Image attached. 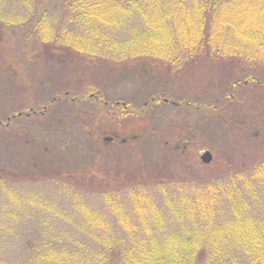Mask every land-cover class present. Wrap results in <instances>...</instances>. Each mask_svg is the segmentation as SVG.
<instances>
[{"label": "trees", "instance_id": "16d2710c", "mask_svg": "<svg viewBox=\"0 0 264 264\" xmlns=\"http://www.w3.org/2000/svg\"><path fill=\"white\" fill-rule=\"evenodd\" d=\"M3 1L8 3H3L0 0L1 7L2 5H15L12 6V9L20 10V13L6 12V16L0 15V22L3 25L1 40L5 38L7 26L11 25L13 28L26 26V34L40 39L42 42L51 43L50 45H54L53 48H56V51L58 49L67 50L87 55L89 58L93 57L92 59L103 58L127 64L131 61L138 63L142 58L148 57L154 62L169 65L174 70L181 68L188 70L193 65L201 64V61L215 57L219 59L226 57L235 62L237 60V68H247L245 67L246 63H251L252 67L254 65L264 66V61L257 59L261 55L260 48L264 49V0ZM3 12L0 11V13ZM248 14L253 15V19H248ZM49 22L53 23L55 28L51 27L52 24ZM123 32L125 33L124 37ZM153 40H162L167 46L164 49L155 50L152 45ZM62 52L67 53L66 51ZM15 61L18 62L17 59ZM258 61L262 63L259 64ZM4 63L6 64L5 61ZM14 66V63L10 65V67ZM5 68V66L2 67V64L0 65L1 74L10 72ZM122 73L130 76L132 72H120V74ZM42 75L48 80L51 78V76H46V71ZM8 78L10 80H5L3 86L11 88L9 91L13 90L19 93L20 80L18 78L21 77L16 74ZM254 79V77L247 76L243 82L240 78H233L225 96L217 98L213 103L201 101L200 104L187 98L173 100L169 93H156L143 103L148 106L146 111L143 110L148 112L160 103H170L178 109L190 108L204 114H211L222 120L229 129L235 128L243 132L252 124L250 120L243 121L241 125L239 123L232 126L224 112L236 106L242 108L253 106L248 100L241 102L242 99L236 98V95H238V90L242 89L243 83H250ZM256 82L264 85V78ZM186 93L189 96L193 95L190 89H187ZM105 94L106 92L102 89L96 91L95 86H89L80 93L71 94L66 91L49 97L39 105L27 96L21 105H18L19 108L5 111L6 122L0 120V128L8 133L13 123H21L27 119L42 121L43 116L47 115L52 107H55L54 104L63 100H68L69 105H72L79 117L85 106L96 107L99 114L106 113L110 119L123 120L137 112V109H133L131 102L115 100ZM14 100L16 99L11 98L3 108L10 107L11 105H7V103ZM129 107L132 110H129ZM60 117L61 115L58 118ZM79 117L78 120L82 124V128H80L90 135L89 132L92 133V130L94 131L97 126L92 122L89 124L85 118ZM20 118L26 119L18 122L17 119ZM121 124L115 122L107 128H102V134L97 127L94 133L95 140L97 139V142L105 146L115 142L117 143L116 147L113 146L115 148L127 144L131 139L121 137L120 129H125ZM255 124L258 125V123ZM17 127L15 129L18 132ZM117 127L120 129L117 130ZM111 132L118 135L114 142L103 141V135L111 134ZM190 141L184 142L186 147L181 149L182 153L187 152L186 149L192 143ZM39 146L41 145L39 144ZM49 147L46 149V154L50 157L49 162L42 166V170L49 173H44L41 176L51 177L56 183H59L66 179L61 176V171L67 167L65 165L68 161L65 158L67 151L64 144L60 143L59 145L55 141ZM178 149L179 146L176 147V151ZM81 153L85 155L83 150ZM33 158L36 161L39 160ZM34 160L30 161L40 167L41 163L38 164ZM234 162H236V167L228 168L226 173H221V176L219 175L212 181L178 187L177 197L179 200L190 205L189 209L198 214L194 220L193 217L185 219L186 223L195 227L194 230L181 229L183 233L179 236L172 230L169 232L164 230V224L176 223L164 213L170 208L166 209L167 207L163 203L168 205L171 203L170 200L148 193L145 191L146 189H143L134 191L133 199H142V204L150 205L153 212L146 214L145 226L162 225L157 232L146 233L150 230L148 227L145 228L144 233L140 234L137 228L143 229V226L138 217L136 225L132 221L130 223L135 226V229L125 228L120 224L123 222L119 220L121 214L114 216L111 212L108 214L109 219H102L103 223L99 218L97 219L96 222L104 226H96V230L90 229L91 227L86 226L87 223L84 221L77 222L80 225L74 226V228L83 233L79 234L77 238L62 237L56 231L49 234L52 230L41 231L38 234L39 240L34 234L33 237L26 234L21 240L23 244L20 248L22 256L17 261L0 260V264H264V158L256 164L243 158L235 159ZM15 168L13 171L2 169L0 171V176L4 177L2 179L12 181L13 184H19V182L23 184L28 181L31 182L28 184H32L39 179L40 173H35L34 167H29L30 170L24 174H20L19 168ZM68 179L72 178L68 177ZM2 187L9 195L8 200L16 202L11 214L13 216L18 214L16 217L23 222L22 227L25 229H28L27 219H31L33 222L32 217L28 215L33 209L45 208L46 211L54 215L63 211L59 209L58 205L44 200L43 195H36V190L24 191L26 194L22 197L18 188L10 187L7 184H3ZM105 197L106 200H109L110 208L121 202L117 197L107 195ZM18 198L21 199V202L24 200L25 210L16 205ZM71 205H74L75 214L83 206H79L77 203ZM223 209L225 210L222 211ZM238 211L245 212V214L239 215ZM207 212L209 216H205ZM158 218L161 219V222L158 221ZM108 220L112 223L113 228L104 224ZM132 220H136V218ZM35 222L31 225L38 228L41 225L45 226L37 219ZM90 222L88 220V223ZM116 230L123 232L118 234ZM66 240L73 242L68 243Z\"/></svg>", "mask_w": 264, "mask_h": 264}, {"label": "rangeland", "instance_id": "374dc122", "mask_svg": "<svg viewBox=\"0 0 264 264\" xmlns=\"http://www.w3.org/2000/svg\"><path fill=\"white\" fill-rule=\"evenodd\" d=\"M2 2L8 3L3 0ZM12 6L15 5L0 6L2 8L0 11H4L0 15L6 16V12L20 13V10L12 9ZM253 17L248 14V19ZM49 23L55 28L53 23ZM26 29V26L13 28L9 25L5 28V38L0 39V65L2 64V67L5 66V69L10 71L1 74L0 69V120L6 122L5 111L19 108L18 105H21L27 96L39 105L49 97L66 91L71 94L80 93L89 86H95L96 91L102 89L106 92V96L115 100L131 102L133 109H137V112L123 120L110 119L106 113L99 114L96 107L85 106L79 117L72 105H69L68 100H63L55 103V107L43 116L42 121L27 119L21 122L26 118H20L17 121L21 123H13L8 130L10 132L6 133L7 131L0 128V171L2 169L13 171L16 167L15 169L19 168L20 174H24L30 170L29 167H34L35 173H40L39 179L32 184H28L31 183L30 181L13 184L12 181L2 179L4 177L0 176L2 179L0 180V260L17 261L22 256L21 240L26 234L31 237L34 234L39 240L38 234L41 231L52 230L49 234L56 231L62 237L77 238L79 234H83L74 228L80 225L77 222L84 221L87 223L86 226L96 230V226H104L96 222L97 219L99 218L103 223L102 219H109L108 214L111 212L114 216L121 214L119 220L123 222L120 224L125 228L135 229V226L130 224L131 221L136 225L140 220L144 229L137 228L140 234L144 233L145 228L148 227L150 230L146 233L157 232L162 225L145 226L146 214L153 212L150 205L142 204V199H133L132 193L143 189L170 200L171 203L168 205L163 203L166 209L170 208L164 213L176 223L164 224L163 227L164 230L168 232L172 230L179 236L183 233L182 230L195 229L194 226L189 225L190 223H186L185 219L193 217L194 220L198 214L189 209L190 205L179 200L178 187L212 181L228 168L236 167L235 159L243 158L256 164L264 158V85L256 82L264 78V66L252 67L251 63H246L247 68H237V60L231 61L226 57L201 61V64L193 65L188 70L184 68L174 70L171 66L154 62L148 57L142 58L138 63L131 61L122 64L119 61L103 58L92 59L93 57L89 58L87 55L67 50H62L66 51V54L60 49L56 51V48H53L55 46L50 45L51 43L42 42L26 34ZM2 30L3 25L0 22L1 37ZM124 34L123 32V37ZM152 45L155 50L164 49L167 46L162 40H153ZM259 53L261 55L257 59L264 61V49L260 48ZM16 59L18 62L15 61ZM261 61L258 63L261 64ZM12 63L14 67H10ZM44 71L46 76H51L50 80L43 77ZM120 72L132 73L126 76ZM16 74L21 77L18 78L19 93L9 91L11 88L3 86L5 80H10L9 76ZM247 76L255 79L250 83H243L236 98L242 99L241 102L248 100L253 106L243 108L236 106L224 112L232 126L239 123L241 125L243 121L250 120L252 124L243 132L235 128L229 129L222 120L211 114H204L190 108L178 109L170 103H160L145 112L148 106L143 103L156 93H169L173 100L187 98L198 103L201 101L213 103L217 98L225 96L233 78H240L244 82ZM187 89H190L193 95L189 96L186 93ZM11 98L16 100L7 103L11 106L4 109L6 102ZM130 107L128 109L132 110ZM60 115L61 117L58 118ZM78 117L85 118L89 124L94 123L93 125L99 127L100 132L102 128H107L115 122L122 123L125 129L117 127V130L120 129L121 137L131 140L129 144L117 148H115L117 144L115 142L112 143L114 145L105 146L97 142V139L95 140L94 133L97 127L94 131L92 130V133L89 132L90 135H87L81 129L82 124ZM53 141L59 145L64 144L67 151L65 156L68 160L65 163L67 167L61 171V176L66 179L59 183L51 177L41 176L49 173L42 170V166L49 162L50 157L47 156L46 149L52 145ZM185 141L192 143L184 154L181 149L184 148ZM177 146H179L178 151H176ZM207 149L213 155L210 163H205L201 159ZM81 150L85 152V155H82ZM33 157L39 160L36 161ZM30 160L41 163L40 167ZM22 166L24 167L20 168ZM3 184L18 188L22 197L26 194L24 191L36 190V195H43L44 200L58 205L63 211L54 215L45 208L33 209L30 212L27 209L33 222L27 219L28 229H25L22 227L23 222L16 217L17 212H14L16 216L11 214L16 202L8 200L9 195L2 187ZM106 195L117 197L121 202L110 208ZM17 201L16 205L25 210L24 200L21 202L18 198ZM72 203L83 205L76 212L77 214L74 213ZM238 212L239 215L245 214V212ZM205 216H209V213L207 212ZM135 218L136 220H132ZM36 219L45 224L40 226L42 229L31 225L36 223ZM88 220L91 222L88 223ZM158 221L161 222V219L158 218ZM104 224L113 228L109 220ZM114 228H116L115 225ZM116 232L119 234L123 231L116 230Z\"/></svg>", "mask_w": 264, "mask_h": 264}, {"label": "water", "instance_id": "95a60500", "mask_svg": "<svg viewBox=\"0 0 264 264\" xmlns=\"http://www.w3.org/2000/svg\"><path fill=\"white\" fill-rule=\"evenodd\" d=\"M201 159L205 163H210L213 159V155L210 150H205L204 153L201 156Z\"/></svg>", "mask_w": 264, "mask_h": 264}, {"label": "flooded vegetation", "instance_id": "af4514ba", "mask_svg": "<svg viewBox=\"0 0 264 264\" xmlns=\"http://www.w3.org/2000/svg\"><path fill=\"white\" fill-rule=\"evenodd\" d=\"M118 137V135H116L115 133H107V135H103L102 139L105 142H114V139H116ZM122 141H125V139H122ZM186 147V146H185Z\"/></svg>", "mask_w": 264, "mask_h": 264}]
</instances>
